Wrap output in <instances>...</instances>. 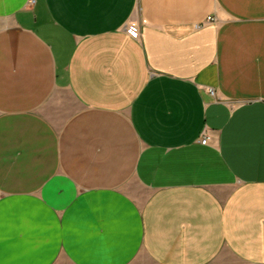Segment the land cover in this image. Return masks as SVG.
Instances as JSON below:
<instances>
[{"label": "crops", "instance_id": "crops-1", "mask_svg": "<svg viewBox=\"0 0 264 264\" xmlns=\"http://www.w3.org/2000/svg\"><path fill=\"white\" fill-rule=\"evenodd\" d=\"M29 1L0 0V264H264V0Z\"/></svg>", "mask_w": 264, "mask_h": 264}, {"label": "built area", "instance_id": "built-area-1", "mask_svg": "<svg viewBox=\"0 0 264 264\" xmlns=\"http://www.w3.org/2000/svg\"><path fill=\"white\" fill-rule=\"evenodd\" d=\"M29 2H30L31 5L34 4V0H30ZM212 21H214V19L212 17H208L207 18V22H212ZM127 33L129 35V37H131L132 39H137V37H136L137 36V32H136L135 25H133V24L129 25L128 28H127ZM208 93L210 94V96L214 95V92H213V90H211V88L208 91ZM208 142H209V138L207 136H205V135L200 140V143L202 145H207Z\"/></svg>", "mask_w": 264, "mask_h": 264}]
</instances>
